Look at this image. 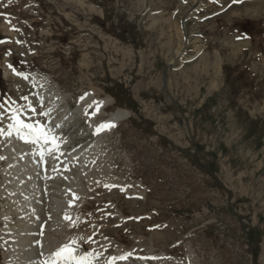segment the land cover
<instances>
[{
	"label": "rangeland",
	"instance_id": "rangeland-1",
	"mask_svg": "<svg viewBox=\"0 0 264 264\" xmlns=\"http://www.w3.org/2000/svg\"><path fill=\"white\" fill-rule=\"evenodd\" d=\"M41 1L51 17L60 15L62 27L65 15L78 31L69 34L61 28L64 36L59 38L53 18L44 26L51 28L49 34L40 32L41 44L28 52L25 27L0 17V73L5 61L30 75L29 83L0 74V103L16 101L13 107L21 108L27 103L22 96L35 104L40 94L46 109H54L49 126L62 119L60 135L68 140L67 153L90 151L95 144L101 149L93 148L81 159L60 157L71 163V170L63 173L83 194L77 201L84 203L72 216L89 221L69 229L68 235L105 237L111 242L106 246L110 253L124 243L141 255L171 258L150 264H264V0H211L204 8L198 4L203 0H188L170 19L174 25L148 24L144 9L127 16L121 10L125 0H118L113 16L101 13L90 0ZM251 20L256 21L254 27ZM92 21L120 39L112 34L103 38L97 31L88 35L95 29ZM12 28L18 31L12 33ZM127 50L131 53H124ZM32 77L40 78L43 87L36 89ZM248 81L254 90L242 89ZM88 88L114 98L89 123L84 112L74 116L76 108L84 110L96 99L88 96L78 103ZM147 97L151 102L142 104ZM152 104L155 110L148 112ZM116 109L123 112L121 118L128 117L100 140L90 125ZM7 121L0 125L5 131ZM3 137L0 155L7 149ZM6 160H0V186ZM104 183L118 187L109 191ZM41 202L44 212L46 202ZM2 206L7 209L0 192L1 216ZM0 245L3 259L1 237Z\"/></svg>",
	"mask_w": 264,
	"mask_h": 264
},
{
	"label": "bare ground",
	"instance_id": "bare-ground-1",
	"mask_svg": "<svg viewBox=\"0 0 264 264\" xmlns=\"http://www.w3.org/2000/svg\"><path fill=\"white\" fill-rule=\"evenodd\" d=\"M5 75H6V72L4 73V76ZM40 81L41 79L34 78L33 83L38 84ZM38 95L40 96V94ZM107 96H110V95H107ZM107 96L103 99V105L106 103L108 104L109 102H112L114 100L112 96H110L112 99L107 98ZM122 115H123L122 111L116 110L115 112L109 114V117L106 121H111L116 124L117 121H120L122 119L121 118ZM67 119H69V115L67 116ZM69 121L70 120H68V122ZM7 122L9 123V121ZM55 131L58 134L57 129ZM62 140H65V139H62ZM100 140H101V137H100ZM98 142L100 141L98 140L96 143ZM66 144L67 142L62 144L61 151L67 154L66 149H65ZM6 146L12 149L14 159L15 161L21 163L22 170L20 172H16V171L8 172L7 173L8 176L4 177V186L1 188L2 196L6 203L5 205L9 206L7 210L3 209L2 216H1L2 221L4 222L2 226V232L0 233L1 244L4 250V254H3L4 258L1 264H43V261L47 259L51 255V253L56 250L57 247L61 246L62 243L65 242L70 237V235H68V232H69L68 230L70 228L68 227V223L64 221L62 217L64 216L65 213H69L72 215L73 212L79 209V205L80 203L83 202V200H81L80 203H77L74 201V204L77 206L73 208L67 207V201L71 199V195L69 194L70 191L75 192L76 195H79L80 189H77L75 185L73 186L70 183L71 180L70 179L68 180L67 176L64 175L63 172L62 174H58L56 172H51L49 170V163H52L49 157H45L43 164H41V158L37 155V153L41 151L42 149H40L37 145L35 146L38 148V150H35L34 148L32 150L31 147H27L26 144L24 143L21 145L15 139L8 138V143ZM77 148L79 147L77 146ZM93 148L96 149V151H99L100 153L102 152L100 151L101 149H99V147L97 148V144H95ZM87 151L91 152L93 151V149H91L90 151L87 149ZM87 151L83 152V151L71 150V152L69 151V153H71L69 158L78 157L81 159L82 157L87 155L88 153ZM92 154L90 153V155ZM63 158L65 157L63 156ZM80 159L79 161L82 162V160ZM75 161L79 162L77 160ZM65 163H67L70 168L71 163L68 161H65ZM83 163H86V162H83ZM83 163H81L80 166H83V165L86 166L87 163L86 164H83ZM63 167L64 165L61 164L60 168L63 169ZM90 169H91V166H90ZM83 170H85V168ZM75 171L77 170L75 169ZM85 171L86 173L88 172L87 170ZM49 176H55L56 178L48 179L47 177ZM61 181L65 182L64 185L60 184ZM57 187H59L60 191L62 189V191L59 192ZM41 200L46 202L45 205L47 208V210L43 212V215L41 214V209H40ZM47 214H49V216H47ZM41 225H43V235H39L41 231L39 227ZM93 240L95 242L91 246H88V247H86L83 243H81V251L86 249L88 251L94 252V254L95 252H103V256L100 259L93 261V264H106V258L109 255H119V254L126 253L129 251H133L135 255H141L138 248H134V246L130 248H125L123 247V245L114 246L115 251L110 253L107 250L105 251V245H104V243L106 242L105 237L104 238L95 237ZM37 241L40 242L42 247L40 248L36 247ZM96 241H98L99 247H95ZM123 264H150V263L149 261L141 262L135 259H130L128 261L123 262Z\"/></svg>",
	"mask_w": 264,
	"mask_h": 264
},
{
	"label": "snow or ice",
	"instance_id": "snow-or-ice-1",
	"mask_svg": "<svg viewBox=\"0 0 264 264\" xmlns=\"http://www.w3.org/2000/svg\"><path fill=\"white\" fill-rule=\"evenodd\" d=\"M233 3L244 2V0H232ZM18 31V29H14ZM242 37L237 36L236 39L240 40ZM4 41H0L3 43ZM19 43V41H17ZM10 54V53H9ZM12 69L13 75L19 76L20 78L27 80L29 77L23 72L17 71L12 65H8ZM43 87V85H41ZM92 95L91 93H85L79 97L78 103H82L87 99L88 96ZM20 99L26 101L21 107L24 111H21V108L13 107L16 101L5 100L3 103H0V125H3L5 120L10 121L7 124V129L9 131L5 132V128L0 126V137L8 136L15 137L27 145H37L41 151L37 155L41 158V164L44 162L45 157H49L52 163H49V170L51 172H56L62 174V172H68L71 169L65 161L61 160V156H65L66 153L61 151L62 144L66 143V139L62 140L61 136L56 133V128H59V125L49 126L50 121L49 117L53 111L52 108L45 107L43 96H38L35 104L29 101L28 96H22ZM7 105V107H6ZM103 107V101H93L91 104L87 105L84 108V116L89 119L94 118L100 113L101 108ZM89 109H94L91 113ZM38 117H43L44 120L38 119ZM117 125L111 121H105L97 126H95L93 135H102L105 132H110ZM73 151H75L73 149ZM68 156L71 153H67ZM6 159L5 156L0 155V160ZM75 159H78L76 157ZM63 164V169L60 168V165ZM48 179H55V176H49ZM66 178V177H65ZM99 183V182H97ZM109 191L112 188L118 187L117 185H104ZM128 187H131L130 185ZM121 192H125L126 188H121ZM71 199L67 201V207L73 208L76 207L73 202L75 200L81 199L75 192H69ZM131 198V197H130ZM136 199H143V197H135ZM64 221L68 223L70 229L79 227L82 223H89V221L82 220L80 216L73 217L69 213H65L62 217ZM93 228H96V225H90ZM119 227V225H115ZM160 226L157 225L156 228ZM166 227V226H165ZM39 235H43V225H41V231ZM106 239V238H105ZM95 241L91 236L89 237H69L61 246L57 247L56 250L43 261V264H93V261L100 259L103 256V252H92L88 250L81 251V243L91 246ZM36 247L40 248L42 245L39 241L36 242ZM107 248H105V251ZM143 251V250H141ZM130 259H135L137 261H160L165 259H171L170 257L154 256V255H135L133 251L122 253L119 255H109L106 258V264H123V262Z\"/></svg>",
	"mask_w": 264,
	"mask_h": 264
},
{
	"label": "crops",
	"instance_id": "crops-1",
	"mask_svg": "<svg viewBox=\"0 0 264 264\" xmlns=\"http://www.w3.org/2000/svg\"><path fill=\"white\" fill-rule=\"evenodd\" d=\"M105 1L106 0H104V2ZM122 1H124V0H122ZM168 1H163V0H125L124 7L122 6L121 8L127 9L128 11L134 10L135 13H137L138 9H144V11L147 10V12H149V14L147 15V17H148L147 21H148V24H150V25L151 24H158L160 22H162L163 25H168V24H170V25L173 24L174 25L175 24L174 20L163 18L164 15H161L159 13H152L151 14L152 11H150V9H152V8H157V9H154V10L162 9L163 11L164 10L168 11L169 9H173V8L178 6V2L177 1L176 2H174V0H168ZM117 2H118V0H115L112 3L113 6L115 7V11H116V8L118 9V6L116 5ZM102 36H103V38H110L109 35H106L103 32H102ZM125 52L131 53L130 50L124 51V53ZM217 54H219V52ZM219 57H220V54H219ZM220 60L219 61L217 60L219 62V64H220ZM213 65L217 66L216 64H213ZM172 67H173V65H172ZM219 67L221 68V65ZM216 70H218V69L216 68L214 70V74L212 75L211 78L209 77V80L212 81L213 79H215L214 76L216 74H218V73H216ZM149 102H151V99L149 97L143 98L141 100V103L144 104V105L148 104ZM151 106L152 107H150L148 112H150L151 110H155V105L152 104Z\"/></svg>",
	"mask_w": 264,
	"mask_h": 264
}]
</instances>
